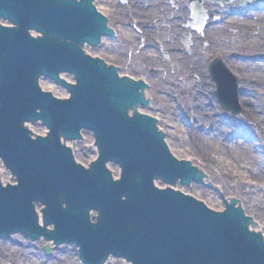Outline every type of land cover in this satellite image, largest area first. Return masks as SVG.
<instances>
[{"label":"water","instance_id":"obj_1","mask_svg":"<svg viewBox=\"0 0 264 264\" xmlns=\"http://www.w3.org/2000/svg\"><path fill=\"white\" fill-rule=\"evenodd\" d=\"M80 1L0 0V18L13 25H0V160L18 182L3 187L0 179V235L38 238L44 232L35 210L40 203L45 226L55 227L47 239L77 244L86 264L109 255L132 264H264V244L248 231L243 214L209 207L217 214L155 188L156 179L187 184L195 171L175 160L147 115L136 112V105H147L137 84L121 83L115 69L83 52L85 43L96 46L109 31L92 0ZM61 74L73 75L77 85ZM43 77L71 99L44 93ZM128 101L135 118L125 112ZM38 121L50 133L34 140L25 124ZM84 130L99 148L90 171L61 143L80 139ZM108 163L122 169L119 182ZM109 168L118 178L119 169ZM90 211L99 214L96 225Z\"/></svg>","mask_w":264,"mask_h":264},{"label":"rangeland","instance_id":"obj_2","mask_svg":"<svg viewBox=\"0 0 264 264\" xmlns=\"http://www.w3.org/2000/svg\"><path fill=\"white\" fill-rule=\"evenodd\" d=\"M107 1L109 0H97V3L104 5L105 12H103L107 15L109 27L113 29V36L109 38L112 41V49L99 46L90 50V52L95 55L94 57H100L107 64L116 66L120 69L121 75L131 76L147 82L146 96L148 100L146 107L148 109L146 108L145 113L158 120L155 126L163 133V138L165 137L174 157L179 160L185 159L193 167L202 169L205 173L204 179H197V182L183 187L182 191L203 202L206 206L217 210L223 207L225 198L232 197V199L237 200V204L240 205L241 210L246 213L247 217L252 218V221L256 223L252 227L253 231L260 232L264 236V214L261 215L264 210L261 209L262 207L258 206L256 215L245 209L248 203L253 206V202L249 200L254 198L247 199V196L253 197L252 189L263 187V185L256 186V182L251 179V176L256 174L253 171V164L244 161L238 155L235 156L228 152V156L232 158L230 162L233 163L234 169H227L226 166L229 161L224 148L219 142V139L221 141L220 123H206L204 120H200V112H194V107L198 106L199 94H204L201 90L195 88L199 77H201L202 83L208 84L207 87L213 84L212 88L208 90L210 103L207 104L209 109L213 110V113H211L213 114V120L226 122L223 126L233 135L230 137H234L236 140L246 130H251L252 133H248L245 138L247 145L250 146V150L264 159V135L259 133L260 130L252 122L251 114L241 110L242 114L240 116L232 117L224 112L219 105V98L216 94L217 86L215 82L213 83L208 71L210 63L214 59H220L224 62L226 68L237 81V104L239 109H241L240 100L243 98L241 84L245 82L247 88H243L244 97L247 95L245 98H248L251 103L253 101V104H248V112L251 113L253 111L252 105H255L259 114L264 116V73L261 76L259 71L249 72L245 70L249 72L247 76L251 78H248L249 81H244L237 72L234 73L228 66L229 61L242 65H253L258 64V62H253V59L257 57L264 59V13L262 12L261 19L255 20L256 23L233 19L232 23L229 24L224 20L226 13L230 9H238L239 3L214 5L216 8L212 10L209 17L221 19L222 24L220 23L219 28L216 29L219 34L215 31L208 34L218 39L221 37V41H217L219 48L213 50V47L209 48L207 44L204 45L202 35L195 36L193 30L188 26L190 17L189 0H179L183 4L178 6L184 7V13L187 15V18L183 21L179 16L181 14L178 12L179 7H176L177 4H180L176 2L177 0H160L158 2H161L160 4L155 3L154 0H112L113 4H110L109 7L106 5ZM152 1L153 4L150 3ZM136 2H140V4H138V9L133 12L131 10L132 4ZM204 5L211 4L205 1ZM205 6L204 8H206ZM206 9L209 13L208 8ZM167 11H169V14L166 15L169 18L163 16ZM124 28L132 31V34H122ZM187 34L191 35V52H187L183 44ZM192 36L193 38L195 36L194 45ZM197 38H199V42H197ZM189 63L203 66V68L198 74L196 73L198 72L197 67L195 65L191 66ZM250 75H259L262 80L253 79ZM154 76L155 79H153ZM50 84L54 86V90L49 87ZM250 84H252V87ZM40 86L44 91L51 92L58 99H65L64 95H68L63 88L49 80L40 81ZM31 128L33 133L39 136H42L41 132L45 131V127L41 124L32 125ZM210 137L215 139L214 142L208 140ZM224 141H226V138ZM67 145L73 151L77 163L89 167L94 161L97 150L94 147L92 134L83 132L81 141L76 144L68 142ZM1 169L4 170L5 174L1 173ZM243 171L248 173L242 176ZM0 173L3 183H12L10 173L2 164L0 165ZM239 181L249 184L250 187H246L245 190L247 196L239 193L240 188L237 184ZM232 182L235 186H229ZM262 183L264 184L263 181ZM159 185L163 187V184ZM229 188H234L236 192L232 191L234 194H230ZM257 191L262 192L258 189ZM240 194L245 198H241ZM11 241L0 240L1 254L8 252L9 247L6 246L12 245ZM21 242V245H24L20 247L21 250L29 247L32 249L33 254L37 256L38 259L33 264H46L47 261L45 260H49L47 258L50 257L44 256L43 247L40 244L31 247L24 239ZM61 248L60 250H62ZM63 250L64 256L66 251L64 248ZM55 251L56 254L60 252ZM70 253H74L73 248H67L69 256H71ZM63 256L58 264H63L64 260L70 259H64ZM7 258L2 259L0 257V264H24L17 255ZM75 259L77 262L76 256ZM69 262H72V260ZM112 264L123 263L118 261Z\"/></svg>","mask_w":264,"mask_h":264},{"label":"bare ground","instance_id":"obj_3","mask_svg":"<svg viewBox=\"0 0 264 264\" xmlns=\"http://www.w3.org/2000/svg\"><path fill=\"white\" fill-rule=\"evenodd\" d=\"M147 1V0H146ZM150 1V0H149ZM148 1V2H149ZM160 0H154L155 3H158ZM177 3H180V4H177L176 7H179L178 9V12L181 13L179 14V16L181 17V21L185 20L187 18V15L184 13V7H181V6H178V5H182L183 2H179V0L176 1ZM95 3H96V8H97V11H99L100 13H102L104 16L107 17V15H105V7L103 4H98L97 3V0H95ZM151 4H153V1L150 2ZM161 3V2H160ZM158 3V4H160ZM110 4H113V1L112 0H109L107 1V6L109 7ZM138 4H140V2H136L135 4H132V11L135 12V9H138ZM213 8H216L214 6H211ZM156 8V7H155ZM116 10V9H115ZM118 10V9H117ZM104 11V12H103ZM159 11H161L159 9ZM183 13V14H182ZM166 14H169V11H167L165 13V15H163L165 18H169L168 15ZM254 18L253 15H248L246 20H252ZM179 21V19H178ZM3 24L5 25H11L9 24L8 22L6 21H2ZM171 24V23H170ZM166 28H169V27H166ZM219 28V27H213L211 28L210 32H213L215 31L216 33L219 34V32L216 31V29ZM209 32V33H210ZM123 33H127V34H132V31H130L129 29H123L122 31V34ZM215 35V34H214ZM210 37H213V35ZM209 35L205 37V40L208 44H210L211 47L214 48H219V45H218V42L217 41H221V37L220 39H218L217 37H213V38H210ZM110 37H104L102 39V45L103 47H109L110 49H112V44H111V40H109ZM208 38L212 41V43L209 42ZM191 40H189L190 42ZM197 42H199V38H197ZM85 44H88V43H85ZM84 44V46L82 47V49L84 50L83 52H85V54L89 57V58H95L94 54H92L90 52V48L89 47H86ZM190 47L188 48V51H189ZM101 50V49H99ZM190 52H191V49H190ZM91 56V57H90ZM109 62V61H108ZM188 62V61H187ZM191 66H194L195 64L193 63H189ZM213 65H217L216 63H214ZM228 66H230V69L233 70L234 72H237L239 74V77L242 78L244 81H249L248 78H251L247 75V73L249 72H252V71H259V74L262 76V73H264V64L262 63H259V64H254V65H242V64H239L237 62H231L228 63ZM111 70H113L112 68H114L113 66L109 65L108 66ZM195 67H197L196 69H198V73L202 70L203 66H200V65H195ZM244 69V70H243ZM249 71V72H246V71ZM214 71L216 73L219 72V67H216L214 69ZM252 76V75H250ZM253 79H257L258 81H261L262 78L258 76H252ZM62 78V77H61ZM118 78H122V75L121 74H118ZM153 79H155V76L153 77ZM64 80V78H63ZM68 82H72L70 81V79L68 80ZM198 84L196 85V90H201L204 94H199L200 98L197 100V105L196 107H194V112H200V115H199V118L200 120H204V122L206 123H209V124H212V122H216V123H220V126H221V129H220V138H221V141L219 139V142H220V145H222V147L224 148V151H225V154L227 156V160L229 161V164L226 166L227 169H234L233 167V163H231L230 161L232 160V158L230 156H228V152L231 153L232 155H238V157L240 156L244 161H248V162H251L253 164V171L256 172V174H253L251 176V179L253 182H256V186H262L264 187V184L262 183V181L264 182V159L260 156V155H257L256 153H254L252 150L249 149L250 146L247 145V142L245 140V138L248 136V133H252L251 130H246L245 133H242L239 137V139H234V137H230V136H233L232 134H230V131L226 130L225 127L223 126V124H225L226 122H223L222 123V120H220V122L217 120H213V110L209 109V104L210 103V95L208 94V90L212 88L213 84L210 85V87H207L208 84H205V83H202V79L201 77H199L198 79ZM243 88H247L246 86V83H242L241 84ZM250 86L252 87V84H250ZM51 89L54 90V86L50 84L49 86ZM141 94L144 95L143 98H142V101L147 99V96H146V93H144L143 91H141ZM243 98L240 100V103H241V108H242V111L243 112H246L248 114H251L250 117L252 119V122H254L255 126L257 129H259V133L264 135V116H261L258 112V110L256 109V106L255 105H252V108H253V111L251 113L248 112V104H253V101L251 103V101L248 99V98H245L244 97V94L242 95ZM64 97L66 98L67 95ZM148 100V99H147ZM224 104L227 108H229L230 111L232 110H237L238 108H236L233 104H228L224 101ZM207 105V107H206ZM146 106H143V105H136V112L138 113H141V114H144V115H147L145 113V110H146ZM148 109V108H147ZM129 114L134 116L133 114V111H132V108H129ZM256 117H255V116ZM151 117V116H150ZM208 117V119H207ZM211 117V118H210ZM29 128L32 127L31 124L28 125ZM31 126V127H30ZM32 129V128H31ZM255 133V131H254ZM42 135H46L47 134V129L45 128V131H42L41 132ZM238 136V135H236ZM226 138V141H224V139ZM209 141H212L214 142L215 139H212L211 137L208 138ZM171 151V150H170ZM172 153V152H171ZM238 159V158H237ZM183 161H186L185 159H183ZM243 166V165H242ZM244 167V166H243ZM1 173L2 174H5L4 170L1 169ZM243 173V174H242ZM241 174L242 176H244L245 173H248L247 171H243ZM259 181H261L259 183ZM14 181H12L13 183ZM158 184V183H157ZM237 184L239 185V188H240V192L241 194H245L246 195V192L245 190L247 188H249V184L247 182H237ZM229 186H235V184L232 182ZM247 187V188H246ZM254 187V186H253ZM263 187H257L258 190H261L262 192H258L257 189L254 187L252 189V196L253 197H249L247 196V199H251V198H254L253 200H249L251 202H253V206H250L251 203H248V205H246V208L244 206V208L247 210V211H250L252 212L253 215H256V213H258V206L262 207L261 209L264 210V188ZM172 190H175V191H178V192H182V194H186L182 191V187L177 185V186H174V187H171ZM256 189V190H254ZM229 192L230 194H232L233 192H236V190L234 188H229ZM233 191V192H232ZM262 193V194H261ZM234 194V193H233ZM240 194V195H241ZM241 198H245V196H242L241 195ZM230 199L231 198H225V201L224 202H230ZM246 200V199H245ZM260 202V204H259ZM231 204H233V202H231ZM221 207H222V204H221ZM218 208V207H217ZM218 210H221V211H224L225 210V203H223V207L218 209ZM226 212V211H224ZM264 212L261 213V215L263 216ZM250 228L251 232H254L252 227H248ZM21 236H16V237H13L11 240V242L13 243L12 245H8L6 247H9V250L8 252H4V254H1L0 253V257L2 259H8L7 257H15L16 255L19 256V260L22 261V263L24 264H33L35 263V260L38 259L37 256H35L33 254V251L30 250L28 251V249H23L21 250V248L19 246H17L18 242L21 243L22 239ZM27 242V241H26ZM28 243H31L30 241ZM39 244L38 242H35L34 246ZM51 247H54L52 244L50 245ZM75 249L77 250V248L75 247ZM13 250V252H12ZM77 252V251H76ZM53 255L55 256V258L52 260L53 263L55 264H58L59 260L62 259V256H63V251H60L58 252V254L56 253H53ZM71 256H69L68 254L64 255L63 258L64 259H67V258H70L69 260H64L62 263L63 264H78L80 263L79 261L76 262V259H75V256L76 254L75 253H70ZM70 260H72V262H69ZM117 260H114L112 259L110 262H115ZM51 262V263H52Z\"/></svg>","mask_w":264,"mask_h":264}]
</instances>
